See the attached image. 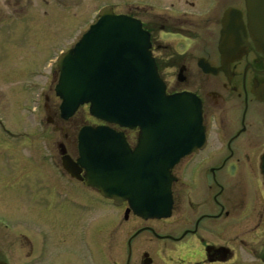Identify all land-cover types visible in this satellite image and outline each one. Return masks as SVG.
<instances>
[{
    "label": "flooded vegetation",
    "instance_id": "flooded-vegetation-1",
    "mask_svg": "<svg viewBox=\"0 0 264 264\" xmlns=\"http://www.w3.org/2000/svg\"><path fill=\"white\" fill-rule=\"evenodd\" d=\"M108 5L114 13L142 22L168 93L190 92L200 99L206 142L172 169L170 214L144 218L127 203L115 204L86 184L84 171L77 175L68 172L63 156L66 152L77 159L78 132L70 135L68 127L53 125L72 148H58V153L59 143L45 144L48 153L43 161L57 175L46 190L52 203L46 207L53 209H45L46 223L38 215L44 231L38 228L36 234L28 225H20V220L0 215V264H12L8 251L14 249L19 253L17 264H264V128L255 134L246 122L250 103L264 105L257 96L264 85L263 56L250 37V45L240 57L230 55L241 49L235 40L228 44L225 57L220 49L225 13L234 8L238 19L246 22V0H128L123 11L111 2L99 5L87 25L84 0H0V68L6 63L1 59L18 58L17 69L39 78L28 79L22 86V96L30 102L24 111L35 118L37 104L42 102L46 114L60 117V99L55 93L58 56L78 42L98 19L100 9ZM68 37L71 39L65 41ZM11 39L15 42L4 47ZM20 43L33 45L34 52L26 53ZM191 84L196 87H189ZM210 84L223 87L242 106L240 127L232 133L226 123L235 127L237 117L225 121L218 94L210 90ZM51 98L59 103L54 104L55 111L49 104ZM263 105L258 108L264 116ZM82 108L89 105L78 111ZM85 118L82 126L106 124L88 111ZM45 121L53 120L48 117ZM111 127L124 131L135 146L137 130ZM0 133L10 141L28 137L25 130L12 129L1 115ZM13 171L17 178L12 172L1 179L22 184L25 191L33 175L22 173L20 164ZM73 231L77 235L74 252L72 240L58 244L59 235Z\"/></svg>",
    "mask_w": 264,
    "mask_h": 264
},
{
    "label": "water",
    "instance_id": "water-1",
    "mask_svg": "<svg viewBox=\"0 0 264 264\" xmlns=\"http://www.w3.org/2000/svg\"><path fill=\"white\" fill-rule=\"evenodd\" d=\"M246 11V22L234 8L225 13L221 53L225 57L235 40L241 49L230 55L240 57L250 37L264 63V0H246ZM150 46L140 20L105 6L76 45L59 56L55 92L65 120L89 104L96 118L139 129L132 149L125 134L108 125L82 127L79 157L74 162L65 155V168L72 175L84 168L88 185L118 204L127 201L136 214L161 217L169 215L172 206L171 170L181 157L203 146L205 128L196 95L167 94ZM257 96L264 101V85Z\"/></svg>",
    "mask_w": 264,
    "mask_h": 264
},
{
    "label": "rangeland",
    "instance_id": "rangeland-1",
    "mask_svg": "<svg viewBox=\"0 0 264 264\" xmlns=\"http://www.w3.org/2000/svg\"><path fill=\"white\" fill-rule=\"evenodd\" d=\"M127 1L128 0H84L86 10V18L84 20L85 25H87L89 20L92 19L94 11L99 5L112 2L117 5V10L123 11L126 9L125 4ZM75 36L76 35H73L72 37ZM69 39H71V37L66 38L65 41ZM14 42L15 39L6 40L4 47L11 46ZM20 45L24 48L26 53L34 52L33 45L31 46L30 44V47L26 43H20ZM47 57H49L48 54ZM1 61H6V63L0 68V115L7 120V123L12 129H23L28 132V137L26 139L20 138V140L17 141H10L6 140L3 134L0 133V215L6 217L8 220H20V225L21 223L28 225V229L31 230L33 234H36L38 228L43 230V225L38 223V215L43 218V221L46 223L44 211L45 209H53L52 207H46L47 205L50 206L52 204L51 198H47L48 194L46 190L49 182L57 179L56 173L52 172L48 163L43 161V157L48 153L45 149V144L52 143L53 146L58 143L60 145L62 144V147H59L60 145H58V147L56 146V151L58 153V148L59 150L64 148L66 151L67 147L72 151V148L69 147L68 141L63 137L62 133L60 134V132L58 133L53 130V125L56 124L60 126V128L68 127L69 134L76 135L79 128L82 126L83 120H87L85 114L89 109L82 108L76 115L66 121L60 118L57 114H46L44 108H42V102H39L37 104L36 117L29 116L24 111V108L25 105L30 104V102L27 97L22 96V86L28 79L38 80L39 78L28 75V70L17 69L18 64H16V62L18 61V58L1 59ZM36 71L39 72V70ZM188 86L193 88L196 87L194 84ZM210 90L216 91L218 94V97H216L218 99L217 103L225 116V121L227 118L233 120L232 117H237L235 127H233V123H226L228 125V131L232 133L234 128L240 127V120L244 113L242 106L240 107L237 97L232 96L231 94L230 96L229 92L223 87L210 84ZM220 94L223 95L225 99H228L227 102L223 100L224 98H222ZM55 103H58V101L51 98L49 104L52 106L53 111L57 110V106L54 105ZM257 103H250L246 119V122L250 126V130L252 127L255 134H259L262 127L264 128V116L261 115L262 112L258 108V106L263 104ZM234 113L236 115H234ZM48 117L52 118L53 121L46 122L45 118ZM45 125L47 128L44 130L43 126L45 127ZM262 135H264V133ZM247 140L243 144H245ZM241 144L242 143H239L238 145ZM64 155L69 154H66L65 152ZM16 164H20L22 173L30 174V176L33 175L32 179L29 180L30 186L28 185L27 187L25 185V187H27L25 188L26 192L24 191L22 184L20 186L13 185L1 179L2 176L9 175L12 172V174H15L13 177L17 178V173L13 171ZM32 181H34L33 184ZM62 234L63 235H59L60 239L58 240V244L61 246L63 243H68V240H72L73 245L70 246L71 251L74 252L77 235L74 231L72 234H66L64 232ZM36 236L38 235H35V237ZM62 251L63 253L70 252L69 249L67 251L62 249ZM22 252L23 249H21V253ZM8 254L11 263L17 264L19 257L17 250H9Z\"/></svg>",
    "mask_w": 264,
    "mask_h": 264
}]
</instances>
